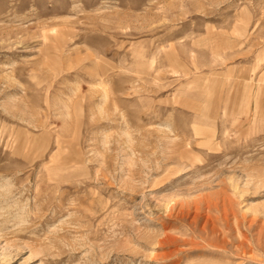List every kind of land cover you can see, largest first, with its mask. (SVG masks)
Listing matches in <instances>:
<instances>
[{"label":"rangeland","instance_id":"obj_1","mask_svg":"<svg viewBox=\"0 0 264 264\" xmlns=\"http://www.w3.org/2000/svg\"><path fill=\"white\" fill-rule=\"evenodd\" d=\"M0 264H264V0H0Z\"/></svg>","mask_w":264,"mask_h":264}]
</instances>
